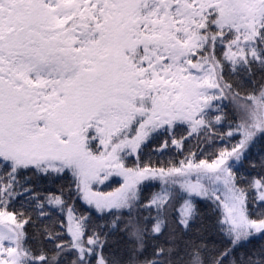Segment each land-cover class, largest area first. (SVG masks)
Segmentation results:
<instances>
[{"label":"snow or ice","instance_id":"6c2138e0","mask_svg":"<svg viewBox=\"0 0 264 264\" xmlns=\"http://www.w3.org/2000/svg\"><path fill=\"white\" fill-rule=\"evenodd\" d=\"M0 264H264V0H0Z\"/></svg>","mask_w":264,"mask_h":264}]
</instances>
